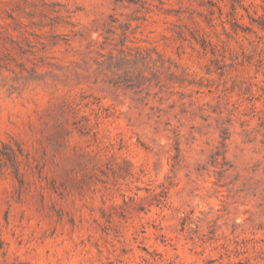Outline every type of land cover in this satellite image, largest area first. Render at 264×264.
<instances>
[{"label": "rangeland", "instance_id": "1", "mask_svg": "<svg viewBox=\"0 0 264 264\" xmlns=\"http://www.w3.org/2000/svg\"><path fill=\"white\" fill-rule=\"evenodd\" d=\"M0 264H264V0H0Z\"/></svg>", "mask_w": 264, "mask_h": 264}]
</instances>
